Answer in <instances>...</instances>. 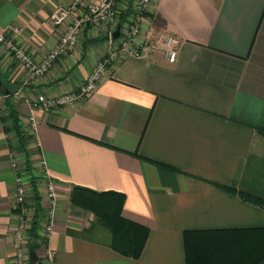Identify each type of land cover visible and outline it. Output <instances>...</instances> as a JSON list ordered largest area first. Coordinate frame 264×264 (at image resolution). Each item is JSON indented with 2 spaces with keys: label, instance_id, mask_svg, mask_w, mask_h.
<instances>
[{
  "label": "crops",
  "instance_id": "obj_1",
  "mask_svg": "<svg viewBox=\"0 0 264 264\" xmlns=\"http://www.w3.org/2000/svg\"><path fill=\"white\" fill-rule=\"evenodd\" d=\"M70 3L0 0V35L40 63L68 22L53 25L49 16ZM85 14L80 6L76 16ZM119 25L86 24L73 50L35 80L0 43V264H16L13 158L28 159L57 189L54 229L43 243L46 203L40 200L35 215V193L27 187L26 219L28 228L38 222L40 264H46L45 250L53 253L52 264H185L186 230L264 227V204L225 188L264 200V132L257 130L264 129V0L154 1L143 14L142 32L161 29L179 38L174 63L160 52L118 57L87 98L50 112L25 101L78 90ZM16 91L23 96L15 97ZM74 187L125 194L123 216L149 228L138 259L112 250L94 216L70 204ZM29 248L24 264H33Z\"/></svg>",
  "mask_w": 264,
  "mask_h": 264
},
{
  "label": "built area",
  "instance_id": "obj_2",
  "mask_svg": "<svg viewBox=\"0 0 264 264\" xmlns=\"http://www.w3.org/2000/svg\"><path fill=\"white\" fill-rule=\"evenodd\" d=\"M157 0H136L132 4L128 3L125 7L129 14L120 24V35L117 39L112 38L108 43L107 53L96 63L94 69L89 73L85 83L75 92H68L55 98H50L45 94H37L33 98H25V101L32 107L38 108L43 112H49L57 107L70 105L76 100L89 97L97 88L98 83L107 76L108 69L112 66L118 57L150 58L151 54L160 52L165 55L168 63H174L177 59L182 42L176 36H173L161 29H152L148 34H143L141 23L143 14L148 6ZM119 0H71L66 8H59L53 11L49 16V21L54 25L61 24L68 19L65 32L60 38L57 46L50 51L46 57L36 63L31 56L20 47L15 41L6 36L0 35V43L11 54L13 59L29 73L31 80L43 76L54 62L71 52L77 42L78 36L86 24L97 25L100 22H115V8ZM131 4V5H130ZM80 6H84L86 14L83 17L73 15ZM15 97H22L20 91L14 93ZM4 95L0 94V107L4 102ZM33 127H35L34 117H30ZM16 167L15 163H12ZM16 200L14 208L18 211L19 223L14 231L13 243L17 253V264H23L27 258V249L25 242L29 233L28 221L26 219L27 207L25 206L24 187L21 179L17 177ZM44 196L47 200L42 214V227L44 229L43 243L53 232L56 217V203L58 193L53 182L48 181L45 186ZM45 263L52 264L53 253L45 250Z\"/></svg>",
  "mask_w": 264,
  "mask_h": 264
},
{
  "label": "trees",
  "instance_id": "obj_3",
  "mask_svg": "<svg viewBox=\"0 0 264 264\" xmlns=\"http://www.w3.org/2000/svg\"><path fill=\"white\" fill-rule=\"evenodd\" d=\"M129 13V10L122 13V20H125ZM17 127L18 140L20 145H23L24 135L20 127ZM257 130L264 132V129ZM225 188L249 203L259 206L264 204L263 199L251 194L235 188ZM69 199L72 206L91 212L109 231V247L112 250L131 259L140 257L149 236V228L123 216L125 194L113 190L95 191L74 187ZM35 205V215H38L40 207L37 196ZM37 223L36 220L33 221L29 230L32 240L29 247L35 258ZM88 232L86 229L81 234ZM183 246L185 264H264V227L186 230L183 233ZM33 264L40 263L36 261Z\"/></svg>",
  "mask_w": 264,
  "mask_h": 264
},
{
  "label": "rangeland",
  "instance_id": "obj_4",
  "mask_svg": "<svg viewBox=\"0 0 264 264\" xmlns=\"http://www.w3.org/2000/svg\"><path fill=\"white\" fill-rule=\"evenodd\" d=\"M134 1H136V0H134ZM124 3H126V2H124ZM128 3H131V0H129L128 1ZM126 6V5H125ZM115 10H116V16L114 17V19H115V22H117L118 24H121L122 22H123V20H122V13H124L125 11H126V9H125V7L124 8H115ZM75 16H76V12H75ZM77 17V16H76ZM90 25H92V24H90ZM86 26V25H85ZM85 26H84V28H85ZM118 26H116V28H117ZM115 28V29H116ZM119 28H120V25H119ZM114 29V30H115ZM113 30V31H114ZM112 31V32H113ZM111 32V33H112ZM2 95V94H1ZM50 112V111H49ZM12 159V158H11ZM12 161H13V163H15L16 164V167H14V170H15V172H16V175H15V196L17 195V193H16V188H17V182H16V179H17V177H19L20 179H21V184H22V186L24 187V195H25V206L27 207V203H26V200H27V187H28V185L30 184L31 186H32V191L35 193L34 195H33V199H35V196H37L38 197V204H39V202H40V200H42L44 203H47V200L48 199H46V198H44V197H41L40 195H38V191H37V188H40L42 191H46L45 190V186H46V183L48 182V181H51V182H53L49 177H48V175H47V173L46 172H44L43 173V176L39 173V169H37L36 170V172H35V170L32 168V166H30V163H29V160L27 159V160H25V161H19L18 159H16L15 160V158H13L12 159ZM44 163V162H43ZM22 165H24L25 166V169L28 171V178H25V174H22V171H21V168L23 167ZM34 177L36 178V180H40L41 182L43 181V179H45V177H46V181H44V182H42V183H40L39 185H37V183L39 182V181H37L36 182V180H34ZM54 183V182H53ZM55 184V183H54ZM29 185V187H31ZM72 190V189H71ZM41 191V192H42ZM71 193V192H70ZM41 194V193H40ZM45 200V201H44ZM58 200H59V197L57 198V203H58ZM69 201H70V199H69ZM41 203V202H40ZM43 203V204H44ZM56 203V204H57ZM42 204V203H41ZM71 204V203H70ZM17 205V203L16 202H14L13 203V210H15V212H16V214L18 215V211L14 208V206H16ZM34 206H35V202H34ZM39 206H40V204H39ZM73 207H75V206H73ZM78 208V207H77ZM44 209H45V207H44ZM44 209H42V210H44ZM80 210H82V211H86V212H89V211H87V210H84V209H82V208H79ZM89 213H91V212H89ZM93 215V214H92ZM94 216V215H93ZM96 221V222H95ZM96 223V224H95ZM94 224L95 225H98L97 227H98V229L100 230V233H101V235H103V240H107V242H110V234H109V231L100 223V222H98V220H97V217L96 216H94ZM29 230H30V228H29ZM94 236V235H93ZM27 237L29 238V233L27 234ZM13 246H14V243H13ZM25 247H26V249L27 248H29V242H27V246H26V242H25ZM30 249V248H29ZM14 252H15V262H16V264L18 263L17 262V253H16V251H15V247H14ZM29 252H31V251H29ZM36 254V253H35ZM32 258H35V257H32ZM31 258V259H32ZM53 258H54V256H53ZM36 260H37V258H35ZM24 261L25 260H23V264H24ZM46 262V261H45Z\"/></svg>",
  "mask_w": 264,
  "mask_h": 264
},
{
  "label": "water",
  "instance_id": "obj_5",
  "mask_svg": "<svg viewBox=\"0 0 264 264\" xmlns=\"http://www.w3.org/2000/svg\"><path fill=\"white\" fill-rule=\"evenodd\" d=\"M120 35V28L119 26L112 32V38L113 39H117ZM33 252H29V256L32 258L33 257ZM37 260L35 258H32L31 259V262L32 263H35Z\"/></svg>",
  "mask_w": 264,
  "mask_h": 264
}]
</instances>
